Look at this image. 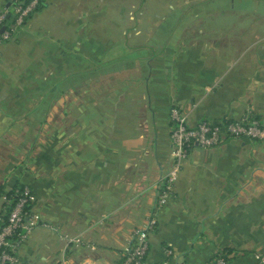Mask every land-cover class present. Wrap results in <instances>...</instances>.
Returning <instances> with one entry per match:
<instances>
[{
  "label": "crops",
  "instance_id": "1",
  "mask_svg": "<svg viewBox=\"0 0 264 264\" xmlns=\"http://www.w3.org/2000/svg\"><path fill=\"white\" fill-rule=\"evenodd\" d=\"M214 1L41 0L0 45V218L5 196L27 186L32 212L55 228L31 232L22 263L121 264L170 166L171 108L189 126H264V13L204 8ZM108 61L129 63L76 91L79 70ZM156 219L150 262L260 264L264 139L191 148ZM65 234L84 245L67 247Z\"/></svg>",
  "mask_w": 264,
  "mask_h": 264
},
{
  "label": "built area",
  "instance_id": "2",
  "mask_svg": "<svg viewBox=\"0 0 264 264\" xmlns=\"http://www.w3.org/2000/svg\"><path fill=\"white\" fill-rule=\"evenodd\" d=\"M41 0H15L11 14L8 11L0 13V45L11 40L23 26L27 16L33 12ZM9 17L7 18V16ZM4 28L1 31V28ZM170 157L168 170L160 178L156 186L153 209L146 217L142 227L136 228L122 251L121 264H170L168 261L153 263L148 261V235L156 227L157 212L167 203L171 196L175 182L178 179L182 163L193 147L212 148L221 145L227 139L246 138L249 140H263L264 126L254 116H246L240 120H220L215 122L201 121L189 126L187 115L177 108L169 111ZM9 208L6 222L0 228V264H24L17 256V249L36 227L55 229L51 224L42 221L32 212L33 197L27 186L13 190L7 198ZM66 246H82L83 241L78 236H63ZM165 254L171 255L169 250ZM260 264H264V257L256 255ZM88 264V263H86ZM209 264H225L218 258Z\"/></svg>",
  "mask_w": 264,
  "mask_h": 264
},
{
  "label": "rangeland",
  "instance_id": "3",
  "mask_svg": "<svg viewBox=\"0 0 264 264\" xmlns=\"http://www.w3.org/2000/svg\"><path fill=\"white\" fill-rule=\"evenodd\" d=\"M263 2H261V0H216V2L214 1L213 3H208V4H211V5L206 4L204 6V8L206 6H210L209 9L211 7L214 9V10L212 9V11H215V10L223 11V10H226V9L229 10V8L230 9L233 8L234 11L241 12V13H244V12L251 13V12H255V11L264 13V3ZM194 10L195 9H193V10L191 9L190 11H188V13H194V12H196ZM178 12L181 13V12H184V11L183 10H179ZM246 23H248L247 26L254 25L253 21L252 22L251 21H246ZM105 63L106 64L103 65V62H102V64H101L100 67L94 68V70L93 69H91V70L88 69V72H85V73H84L85 70H79L76 73V75L73 76V79H72L73 80V83L75 84V82L78 83L81 80H86L88 78V76L90 75V73L91 74H94V73H97V72H101L102 73L103 72V69H105V68L110 69L112 67H116V68L121 69L120 67L122 65L125 66L129 62H126V61H119V62H111V61H108V62H105ZM75 85H77V84H75ZM74 86L70 85V87H72V88H74ZM67 87L68 86L65 85V86L60 87L59 89L63 92L64 89L67 88ZM75 87H76L75 88L76 91H78L79 86L77 85ZM101 87H103V86H101ZM39 227H41V226H38L35 229H38ZM132 232L130 233V236H131ZM30 234L31 233H29L28 236ZM122 251H123V249H122ZM122 251H121V257H122Z\"/></svg>",
  "mask_w": 264,
  "mask_h": 264
},
{
  "label": "trees",
  "instance_id": "4",
  "mask_svg": "<svg viewBox=\"0 0 264 264\" xmlns=\"http://www.w3.org/2000/svg\"><path fill=\"white\" fill-rule=\"evenodd\" d=\"M39 6V5H38ZM38 6H36V8L38 7ZM35 8V9H36ZM224 120H230L231 121V119H224ZM6 216H7V211L6 212H4L3 213V215L1 216V218H2V220L0 221V228H2L3 226H4V224H5V222H6ZM0 218V219H1Z\"/></svg>",
  "mask_w": 264,
  "mask_h": 264
},
{
  "label": "water",
  "instance_id": "5",
  "mask_svg": "<svg viewBox=\"0 0 264 264\" xmlns=\"http://www.w3.org/2000/svg\"><path fill=\"white\" fill-rule=\"evenodd\" d=\"M7 18H8V16H7ZM3 29H4V28L2 27V28H1V31H2Z\"/></svg>",
  "mask_w": 264,
  "mask_h": 264
}]
</instances>
